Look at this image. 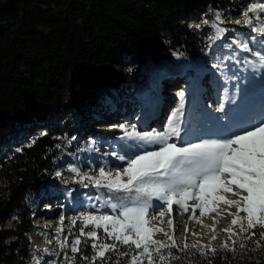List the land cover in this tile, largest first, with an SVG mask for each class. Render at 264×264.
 Listing matches in <instances>:
<instances>
[{
  "label": "trees",
  "instance_id": "trees-1",
  "mask_svg": "<svg viewBox=\"0 0 264 264\" xmlns=\"http://www.w3.org/2000/svg\"><path fill=\"white\" fill-rule=\"evenodd\" d=\"M226 1L0 0V141L3 133L31 134L0 148V264L28 258L32 198L41 173L72 148L71 118L84 121L96 112L122 83L120 66L128 58L149 59L151 68L164 53L186 65L199 59L202 32L187 21L208 7L224 10ZM257 98L264 101V94L250 108ZM13 211L15 226L3 225ZM99 235L103 240L102 230ZM84 239L81 251L90 261L91 238ZM242 244L235 252L216 247L206 256L188 246L191 254L174 250L171 264H264L242 250L253 240ZM112 259L115 264V254ZM75 264L89 262L77 254Z\"/></svg>",
  "mask_w": 264,
  "mask_h": 264
},
{
  "label": "snow or ice",
  "instance_id": "snow-or-ice-1",
  "mask_svg": "<svg viewBox=\"0 0 264 264\" xmlns=\"http://www.w3.org/2000/svg\"><path fill=\"white\" fill-rule=\"evenodd\" d=\"M215 19L220 21L219 11ZM235 23L248 26L253 33L250 39L238 43L241 55L245 56L243 62L248 63L245 53L251 54V48L259 44L250 67L264 69V2H249ZM229 34V29L216 23L215 35L210 42L217 41L221 47L230 48L231 44L223 43ZM213 67L221 69L227 76L222 62L217 61ZM231 78L236 82L239 100L235 92L231 96L218 94L213 107L211 97L208 103L197 97L193 105L186 108L188 89L185 88L177 92V106L154 120L155 128H150L149 117L143 113L134 123L112 124L111 128L117 131L110 133L112 139L106 147L112 149L110 156L122 167L106 170L105 165L110 161L105 158L97 174L91 175L80 174L81 169L75 164L68 165L72 172L79 174L72 179H78L84 189L90 190L81 193L78 189L73 200L77 206L83 204L82 195L93 210L78 213V219L72 218L73 227L79 220L78 234L58 239L60 248L68 247L71 253H64V264H75L77 254L89 264H114L112 254L116 256L115 264H120L121 258L126 259L127 264H171L174 250L191 254L187 252L186 242L179 245L165 228L151 224L153 219L162 218L167 212L168 227L174 231V205L183 211L190 207L201 214L209 211L230 214L231 225H238L240 229L238 233L231 226L223 229L232 240L233 252L241 240L254 238L257 228L260 237L264 238V102L258 110L251 109L248 101L256 87L255 82L249 79V83L242 85L240 79L243 77L233 74ZM259 87L264 93V79ZM227 91L225 87L224 92ZM226 99L235 103L226 108ZM44 134L46 130L41 133ZM93 143L90 137L87 147L91 149ZM92 192L96 194L95 198ZM230 196L234 198L230 199ZM186 201L194 202L189 205ZM221 202L228 208L221 210ZM96 204L99 207H95ZM232 206L235 212H229ZM155 208L160 209L159 213L150 217V210ZM64 219L62 212L61 224L55 230L57 234L62 232ZM101 230L103 240L99 235ZM156 233L164 234L167 239H155ZM84 238H91L93 254L90 261L81 251V245L86 244ZM193 247H198L201 256L217 251L211 244L202 242ZM228 248L227 242L222 243L221 249ZM48 251L43 249L44 253ZM36 264H42V260Z\"/></svg>",
  "mask_w": 264,
  "mask_h": 264
},
{
  "label": "rangeland",
  "instance_id": "rangeland-1",
  "mask_svg": "<svg viewBox=\"0 0 264 264\" xmlns=\"http://www.w3.org/2000/svg\"><path fill=\"white\" fill-rule=\"evenodd\" d=\"M249 2H264V0H227V7L219 11L221 14L220 21H216L215 16L218 10L207 8L205 12L199 14L197 17L189 19L187 22L194 29L202 32L200 41L203 42L202 49L199 51L200 58L190 62L189 65L180 62L176 57L168 53H164L163 57L155 62L154 67H150L149 59H131L128 58L120 66L122 72V83L112 89L110 95L104 98L99 104L96 112L86 117L83 121L76 117L71 118L74 129L69 138L73 139L72 148L55 161L47 170H44L39 179V187L36 194L32 198L31 203V226L29 229V255L25 264H36L37 261L42 260V264H51L55 261L56 264H64V253L69 252L70 249L65 247L60 248L58 239L70 237L72 232L79 224L73 227L68 218L77 217L78 213L86 210H93L88 201L80 196L84 203L77 206L73 200V196L79 189L81 193L90 192L89 189H84L79 183V180H73V176H79L78 173L72 172L69 164H75L81 169V173H89L95 175L98 172L101 162L106 158L110 163H107L106 170L122 167L114 161L110 156L112 149L106 147L107 142L111 141L110 133L117 131L111 128L114 123L127 122L134 123L141 114L148 116V124L150 128H155L154 120L158 119L163 113L170 112L172 108L177 106L179 97L172 92L175 88L182 86L185 80L187 83L186 89L188 93L185 99V107L189 108L193 105L195 99L199 97L204 103H208L209 97L213 100V107H215V100L217 95L231 96L236 93V99H240V93L235 87V81L231 78L234 74L240 79V83L247 84L249 79H252L256 87L249 96L248 103L253 98L258 97L259 94H264L260 90V83L264 79V69H252L250 63L255 59L254 54L260 48L257 44L251 48V54L245 53L248 63H244L245 56L241 55L238 47L239 41L250 39L253 35L248 26L236 24L235 21L241 18V10L247 7ZM207 20L208 23L203 22ZM218 23L220 27H225L230 30L227 40H223L224 44H231L232 47H221L217 41H211L210 38L215 35V24ZM195 25H201L196 28ZM258 35V34H256ZM215 45V47H214ZM228 57V59H225ZM222 62L226 66L227 76L221 69L214 68L213 65L217 62ZM227 87V93L224 88ZM183 88V87H182ZM208 91H207V90ZM172 90V91H171ZM205 91H207L205 93ZM170 93V100H164V93ZM263 100L257 98V102L251 109L258 110ZM166 103V105H164ZM235 101L226 99L225 107L228 108L234 104ZM65 117L60 118L59 122L63 121ZM42 128L38 127L33 131L38 132ZM25 136L17 134L15 136H8L3 133L0 141V148L5 146V143H10L11 139L15 141H23L31 138L30 133H24ZM93 138L92 148L87 147L89 138ZM60 175L57 176L56 173ZM71 190V191H69ZM91 195L95 198L94 192ZM234 198V197H229ZM194 201H186L189 205ZM58 205L56 214H49V218L39 216L43 209H47L49 205ZM63 206V207H62ZM66 207V208H65ZM95 207H99L96 204ZM228 205L220 203V209H227ZM160 209L155 208L150 210L149 216H157ZM64 213L65 219L63 221L62 232L57 234L53 230H43L40 225H35L34 222L48 220L52 227L56 230L61 222H57V218ZM229 212H235V207L232 206ZM241 215H244L241 213ZM193 218H189V217ZM169 215L160 218L157 217L151 221L153 226L163 227L169 235H173L178 243L193 247L194 244L202 242L204 245L211 244L213 248L221 247L222 243L227 242L229 248H232V240L229 239V234L223 229L231 226L235 232H239L238 225H231L232 216L230 214H217L216 211H209L206 214H201L199 210L193 212L189 207L187 211L181 210L177 206H173L172 219L174 221V231L168 227ZM72 220V219H71ZM202 221V223H201ZM17 222L16 211L11 212L2 220L5 226H15ZM246 224V222H245ZM187 226V231L185 230ZM259 232V228L256 229ZM243 235V234H241ZM214 239H210L211 237ZM157 240H166L167 237L162 233L154 234ZM253 244L250 248L242 249L250 258L264 260V238H261L259 233L252 239ZM47 242L48 253L43 250H33L31 247L41 242ZM244 240H241L235 248ZM256 241H259L257 243ZM70 242V241H69ZM194 248V247H193ZM198 249V247H196Z\"/></svg>",
  "mask_w": 264,
  "mask_h": 264
},
{
  "label": "bare ground",
  "instance_id": "bare-ground-1",
  "mask_svg": "<svg viewBox=\"0 0 264 264\" xmlns=\"http://www.w3.org/2000/svg\"><path fill=\"white\" fill-rule=\"evenodd\" d=\"M184 83H181L182 86H179L177 88H175L172 92H174L175 94H177L178 91H180L181 89H185L187 87V83L186 81L184 80L183 81ZM183 87V88H182ZM207 90V89H206ZM208 91V90H207ZM205 91V93L207 92ZM170 93H164V100H170ZM166 105V103L164 104ZM58 208V205H49L47 209H43L42 210V214H40L39 216H42L43 218H49L51 216H49V214H52V215H55L56 214V210ZM66 208V207H65ZM72 218H68V221H71ZM57 222H60V216L57 218ZM35 225H40L41 229L43 230H53V232H56L55 229L52 227V224L50 223V221L48 220H44V221H41L40 219L36 222H34ZM47 242H41V243H38L37 245L31 247V249L33 250H40L42 251L43 249H45L47 247Z\"/></svg>",
  "mask_w": 264,
  "mask_h": 264
}]
</instances>
